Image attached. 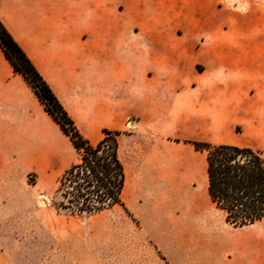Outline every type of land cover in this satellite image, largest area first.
Returning <instances> with one entry per match:
<instances>
[{
	"label": "crops",
	"instance_id": "0c3cea01",
	"mask_svg": "<svg viewBox=\"0 0 264 264\" xmlns=\"http://www.w3.org/2000/svg\"><path fill=\"white\" fill-rule=\"evenodd\" d=\"M0 21L92 143L126 131L158 155L167 136L239 126L264 152V0H0ZM73 148L0 47V207L16 177L63 172Z\"/></svg>",
	"mask_w": 264,
	"mask_h": 264
},
{
	"label": "rangeland",
	"instance_id": "374dc122",
	"mask_svg": "<svg viewBox=\"0 0 264 264\" xmlns=\"http://www.w3.org/2000/svg\"><path fill=\"white\" fill-rule=\"evenodd\" d=\"M232 130V138L212 143L258 148L241 127ZM125 133L118 136L126 169L121 204L90 215L56 209L57 180L67 168L15 178L13 205L7 190L0 207V264H264V218L243 227L224 220L202 191L205 152L167 136L158 155L148 144L140 156ZM77 160L73 148L70 165Z\"/></svg>",
	"mask_w": 264,
	"mask_h": 264
},
{
	"label": "trees",
	"instance_id": "16d2710c",
	"mask_svg": "<svg viewBox=\"0 0 264 264\" xmlns=\"http://www.w3.org/2000/svg\"><path fill=\"white\" fill-rule=\"evenodd\" d=\"M0 47L32 89L44 110L68 136L78 154L58 178L56 209L75 215H90L121 204L126 183L120 156V131L103 129L95 143L81 134L48 83L27 54L0 21ZM193 148L205 152L207 193L224 220L243 227L264 218V153L262 150L230 143L187 139Z\"/></svg>",
	"mask_w": 264,
	"mask_h": 264
},
{
	"label": "built area",
	"instance_id": "2783aa9c",
	"mask_svg": "<svg viewBox=\"0 0 264 264\" xmlns=\"http://www.w3.org/2000/svg\"><path fill=\"white\" fill-rule=\"evenodd\" d=\"M128 123H129V124H133V123H134V120L131 119V118H129V119H128Z\"/></svg>",
	"mask_w": 264,
	"mask_h": 264
}]
</instances>
